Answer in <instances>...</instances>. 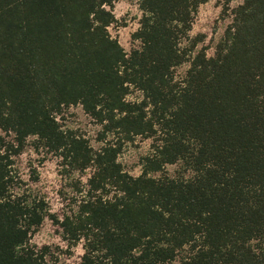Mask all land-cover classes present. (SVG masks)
I'll return each mask as SVG.
<instances>
[{"label":"trees","instance_id":"obj_1","mask_svg":"<svg viewBox=\"0 0 264 264\" xmlns=\"http://www.w3.org/2000/svg\"><path fill=\"white\" fill-rule=\"evenodd\" d=\"M115 2L0 0V264H58L30 244L46 218L80 264H264V0H241L212 56L190 36L208 0H138L128 53ZM75 107L99 148L63 129ZM137 138L134 177L118 157ZM28 146L86 176L62 218L16 191Z\"/></svg>","mask_w":264,"mask_h":264},{"label":"rangeland","instance_id":"obj_2","mask_svg":"<svg viewBox=\"0 0 264 264\" xmlns=\"http://www.w3.org/2000/svg\"><path fill=\"white\" fill-rule=\"evenodd\" d=\"M138 0H116L113 15L116 24L108 28L112 38H115L123 50L128 53L137 43L131 41V35L138 29L141 13L138 11ZM241 4V0H208L198 8L194 18L191 37L203 36V43L199 47L207 49V56H212L215 45L222 38L226 27L231 21L230 12ZM226 10V13H222ZM186 67L177 70L182 75ZM63 129L77 132L88 140L93 149L100 146L98 143L100 127L87 117L80 107L70 108L63 114L60 121ZM112 140L111 137L106 139ZM150 141L137 138L133 143L126 144L118 157L119 163L131 176L140 174V158L149 152ZM174 168L168 167L167 172L172 174ZM13 172L20 181V188L16 191L30 194L31 197L42 198L48 209V214L59 219L70 211L72 198L76 193L72 184L85 182L86 176L73 175L71 179L60 173L59 161L52 155L34 151L27 147L24 152L14 159ZM30 244L37 249L48 247L57 257L58 264H80L83 255L82 244L68 248L60 238V231L53 221L46 218L38 231L31 236ZM171 264H177L173 262Z\"/></svg>","mask_w":264,"mask_h":264}]
</instances>
